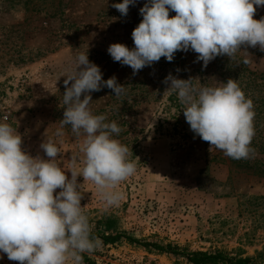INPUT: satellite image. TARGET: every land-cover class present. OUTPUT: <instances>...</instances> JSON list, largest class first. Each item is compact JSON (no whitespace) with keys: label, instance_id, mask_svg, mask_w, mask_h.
I'll return each mask as SVG.
<instances>
[{"label":"rangeland","instance_id":"1","mask_svg":"<svg viewBox=\"0 0 264 264\" xmlns=\"http://www.w3.org/2000/svg\"><path fill=\"white\" fill-rule=\"evenodd\" d=\"M28 1L0 0V123L17 130L27 153L47 159L40 145L52 140L60 149L56 163L62 169L71 167L73 155L83 160V133L77 137L69 125L62 137L55 135L66 107V70L74 67L76 55L88 52L104 80L115 76L124 85L119 97L106 87L91 93L89 108L93 115L106 116L105 122L124 124L113 138L129 148L136 172L118 185L123 198L111 208H105L92 182L78 177L81 206L91 227L106 224L108 232L142 242L264 261V176L239 167L221 150L209 151L210 145L185 123L182 110L180 118L166 121L161 111L170 94L165 77L171 73L192 78L197 87L222 86L219 62L228 57L217 56L205 68L203 61L195 62L194 51H177L173 61L162 57L133 75L131 67L114 62L107 49L112 43L134 47L132 31L142 20L139 9L147 0L130 5L126 17L111 6L122 0ZM253 18H264V7H258ZM231 60L264 75V51L259 46H242ZM176 113L172 108L171 114ZM255 159L264 164V155L245 160L251 164ZM82 255L83 264H188L184 258L125 239ZM0 264L18 262L0 253Z\"/></svg>","mask_w":264,"mask_h":264},{"label":"clouds","instance_id":"2","mask_svg":"<svg viewBox=\"0 0 264 264\" xmlns=\"http://www.w3.org/2000/svg\"><path fill=\"white\" fill-rule=\"evenodd\" d=\"M136 2L111 6L126 17ZM258 7H264V0H147L139 9L142 20L132 31L134 47L112 43L107 51L114 62L131 67L133 75L162 57L173 61L177 51H194L195 62L203 61L206 68L217 56L233 59L242 46L264 51V18H253ZM170 11L176 15L170 17ZM73 64L66 70V107L55 135L62 137L69 125L77 137L83 133L82 161L73 155L71 167L62 169L56 163L60 149L52 140L40 145L47 159L33 157L22 148L17 130L0 123V253L18 264H83L82 254L93 253L103 242L91 235L78 177L92 182L105 208H111L123 198L118 185L136 172L129 148L113 138L120 127L89 108L91 93L106 87L119 97L124 85L115 76L104 80L88 52L76 55ZM163 83L168 85L165 91L177 94L190 130L210 145L209 151L214 147L232 159L250 158L254 105L236 80L197 87L192 78L170 73Z\"/></svg>","mask_w":264,"mask_h":264},{"label":"trees","instance_id":"3","mask_svg":"<svg viewBox=\"0 0 264 264\" xmlns=\"http://www.w3.org/2000/svg\"><path fill=\"white\" fill-rule=\"evenodd\" d=\"M29 4V1L27 0ZM219 64L222 66L224 82L228 79H234L238 82L239 86L245 93L246 98H250L253 101L255 111V136L251 142L250 147L254 150L251 156H262L264 155V75H257L255 73L248 72L243 65H238L234 60L226 58L225 61H220ZM256 81H261L262 84H257ZM165 103L162 107V112L165 114V121L168 117L180 118L181 110L183 105L179 102L176 93H170L165 99ZM172 108L177 113L171 114ZM177 124H183V122L176 121ZM188 124L187 122H185ZM119 127L124 124H117ZM121 128V127H120ZM118 137V135H114ZM250 164V160L235 159L231 160L233 163H237L239 167H243L246 170L253 171L257 175L264 176V164L260 160H253ZM108 226H98L92 228L91 235L93 237H99L102 240L103 245L114 244L120 239H125L129 244L139 245L143 248L153 249L161 254H167L169 256L184 258L188 264H264V261L258 260L257 258L241 256H233L226 252H188L186 249H180L177 246H161L149 242H142L130 238L125 234H118L108 232Z\"/></svg>","mask_w":264,"mask_h":264}]
</instances>
